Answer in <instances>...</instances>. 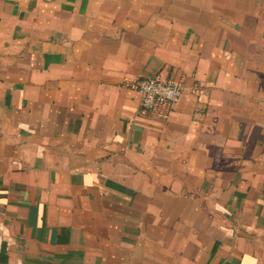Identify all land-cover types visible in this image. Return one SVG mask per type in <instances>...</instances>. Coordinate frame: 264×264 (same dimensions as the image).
Here are the masks:
<instances>
[{"label":"crops","instance_id":"1","mask_svg":"<svg viewBox=\"0 0 264 264\" xmlns=\"http://www.w3.org/2000/svg\"><path fill=\"white\" fill-rule=\"evenodd\" d=\"M0 264H264V0H0Z\"/></svg>","mask_w":264,"mask_h":264},{"label":"built area","instance_id":"2","mask_svg":"<svg viewBox=\"0 0 264 264\" xmlns=\"http://www.w3.org/2000/svg\"><path fill=\"white\" fill-rule=\"evenodd\" d=\"M141 95L142 109L148 113L165 114L182 97L185 91L184 82L175 77L140 78L134 85Z\"/></svg>","mask_w":264,"mask_h":264}]
</instances>
